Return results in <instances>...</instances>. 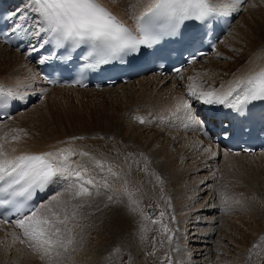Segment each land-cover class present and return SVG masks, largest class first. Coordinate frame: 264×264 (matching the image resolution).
Instances as JSON below:
<instances>
[{"label":"rangeland","instance_id":"1","mask_svg":"<svg viewBox=\"0 0 264 264\" xmlns=\"http://www.w3.org/2000/svg\"><path fill=\"white\" fill-rule=\"evenodd\" d=\"M239 17L240 19L235 21L233 31L231 32L227 41V46L229 45L232 51L231 49L226 48L224 43L221 42V45L219 44L218 47L217 55L211 56L206 60L203 59L196 66L190 67L189 69H192H188L189 72L187 71L186 74H183L177 79L178 83L170 80L166 81L165 84L157 90V93L144 92L143 95L138 94L137 92L135 93V91L138 89L137 85L140 84L139 81L133 82V84H131L129 87H117L109 90L107 89L106 91H103V94L101 92L81 93L75 92L73 90H66L55 93L47 91L48 93L44 97L45 93L41 92V95H39L36 100L30 104V106L32 104L34 106L28 107L29 109L26 108L19 114H16L13 119L10 120V122L8 121L7 124L3 126L4 129H6L8 126H11L12 128H15V133L28 136L30 139L27 141V144L36 143L38 135H47L45 140H50L51 136L53 137L59 131L71 130L72 126H74L75 131L80 132V134L77 133V136L75 137H84V139H72V141L75 143L81 142L79 145L80 148L76 147L77 149H75L81 152H88L89 157L76 156L74 157L75 159H73L76 161H85L89 158H92L102 163L103 170H100L98 166L89 165V172H92L96 168L97 170L99 169L100 174H94L97 177L103 172L108 173L107 175H109V177L113 180L112 182L117 185L118 190L123 195L124 201L129 205L127 213L133 220L131 225L132 227L129 229V231L122 230L124 233L118 234V236L121 238L119 239V242H116V244L114 243L109 247L110 253L107 256V259H105L104 264H140L143 260L145 264H169V261H171L172 264L170 245L173 238H175L176 232L178 233L179 231H182V229L178 231V227L173 226L175 225V219L179 212L173 206L174 198L170 196L169 190L165 187V178L162 171L160 172V169L156 168L154 165L152 167L153 161L151 159L153 158L150 157L151 153L149 149L152 147H160L162 149H166V154L170 152L173 153L172 159L174 161V165L175 167H178L179 171H181L185 168L188 169V167L191 166L190 164H192L195 159H199V161L201 160L200 162L206 161V148L204 147L205 151L202 150L203 147H201L202 149L199 148L200 150L195 149L197 152H194L191 158L178 152V148L183 145L181 142H185L188 139L186 136H184L186 131L181 126L183 120L179 119V126L182 129L180 130L178 126L172 125L169 119H164L162 117L168 116L170 114L168 110L175 109V106H172V104H177L180 97L178 94H176L178 95L177 101L174 99V101H171L172 104L164 103L161 105L156 104L154 99L158 94L166 95L168 93L167 89L170 86H173V88L177 91L185 89V85L190 83L189 81H191V79L198 76L200 77L199 83L204 85L203 91L216 92L218 89V84H213L214 86L216 85V88H210L209 82L206 81L207 79L204 71L209 69L210 66H212V64L215 62L218 64L222 63L223 61L228 64H233L237 58H239L241 55H245L246 49L244 36H248L249 39H253L254 36L258 37L260 35V30H264V22L262 21L263 18L252 10L250 12L245 11L241 13ZM246 28L249 30L247 29V31ZM253 28H256V30H253ZM0 49L2 48L0 47ZM7 51L12 52L9 49ZM225 53L232 57L228 60L225 59ZM0 66L3 68L6 67V64L0 61ZM236 71V66H231V68H227L223 71L221 70V74L223 76L222 78H229V76L234 74ZM148 89H150V87H148ZM102 111L107 113V117H109L108 122L102 121L100 115V113H103ZM135 117L144 118L145 123H140L137 119H135ZM79 118L86 119L89 124L95 126V130L88 131L85 129ZM118 122L120 126L116 130H110L106 125L107 123L108 125L114 127ZM106 126L107 129H105ZM1 127L2 126H0V128ZM125 130H128V133H124ZM181 138L183 139L182 141L180 140ZM91 141L97 142V145L92 146V144H88ZM14 142H16V140L13 141L10 139L7 141V144L10 145ZM142 142L144 143L139 145V143ZM189 142L190 140L188 139L186 143ZM11 149L13 148H6L8 151ZM159 159L162 161L164 160L161 157ZM215 163H217V160ZM234 163V167L236 168H234V170L237 173H235V171L233 172L237 177H239V179L235 181L236 189L233 188L234 190H231L230 188V190L233 192L236 190L237 195L235 198L226 200V198H229V196L225 197V195H223L221 190L217 187L219 181L217 179H221V172L224 171L220 165V162L217 164V169L215 171H211L209 167H207L208 173H204L206 170L205 167H203V172L200 171L201 173L197 172L192 175H190V173L189 175L183 176L179 179L180 182L178 188L181 192L183 191V194L179 195V198H189L183 207L185 208L183 210L186 211L184 212L185 218H189L188 216L192 213H188V211L191 210L192 204L196 208L207 205V209H210L213 206L215 209L214 211L206 210L205 213L208 214L207 216H205L201 209L200 211L197 210L195 212V216L200 215L197 220L202 219L204 224H196V226L194 225L191 227L193 230H191V234L189 235L185 233V239H187L193 234L199 233L200 230H208L212 228L211 231H213V233L207 234L205 236L208 237L211 235L209 244H206L208 239L201 236V238L198 240L199 242H197L196 245L200 250L201 247H205V250L203 251L204 256L201 254V257L203 256L204 258H199L197 261L201 260L206 264H231L236 260L235 257L237 256L236 253L238 252V250L234 248L236 245H229L230 243L226 237L230 236V238L238 243L241 235H238L236 230H234L237 224L235 219L238 218L239 220H237L243 224L246 222V220H248L245 218H249L248 216L251 213L247 212L248 216H246L247 213H244L241 209L238 210L235 206V203L237 206H239V204H237L238 202L235 200L237 198H241V202H243L246 200L244 197L254 198L255 189L251 178L264 175V160L262 158H238V160H235ZM231 171L232 169L227 172L231 173ZM214 174H216V180L213 181L212 175ZM117 175L120 177L118 181L115 179ZM99 177H102V180L106 178V176ZM94 179L97 181V185L95 187L90 186V191L98 194V186L100 181L96 178ZM111 179L107 180V182H109V187L107 189L101 187L104 182L100 185L101 191H105L106 193L113 192L112 186L110 184L112 183ZM191 181H196L197 183V186H195L192 190L188 187L190 186L189 184ZM198 191H202L203 194L196 196ZM65 192L67 193V190L61 192L59 196H57V201H69L68 210L69 212L75 211L77 213L76 217H78L79 222L78 227L80 226V229L82 228V232H84V240L89 239L92 241V238L94 237L93 229L95 226V221L99 220V218L103 219L102 222L105 220V217L107 216L106 212H109L108 209L111 207L109 206L111 205L109 202L110 200L106 198L103 208L97 210L96 212L94 206L99 204L94 205L91 203L89 204V202L85 203V201H89L86 199V197H82L78 200L67 198V194ZM191 193L194 197L193 200H191ZM99 197L100 196L98 194L95 198L98 199ZM55 203L56 201H52L50 199L47 204H44L45 209L53 206ZM75 204H83L84 206L80 208H73L72 205ZM141 205H143V214L138 208V206L141 207ZM147 208L155 210L154 215L149 218L154 219L158 224H161V221H163V224L165 223L167 229L169 230L167 233H165V228L161 229L158 228L157 224L154 225V220H150L152 223H154L150 224L144 218L145 216L147 219H149L146 214ZM45 209L39 213L44 214ZM161 213H164L163 217H161ZM185 213H188L189 215L186 217ZM237 213H239L240 216ZM103 214L105 215L104 217ZM223 214H225V216ZM240 217L242 219H240ZM211 218L212 220H215V222L210 223L212 225H208L211 221ZM100 222L97 223L96 227L100 224ZM260 223L261 226H264V215H262ZM245 226L246 227L242 229L243 231L241 229V231L239 230V233H241L245 238L247 237L248 241H251L253 238L252 236H254L253 234H255V228L251 227L252 224L248 223L245 224ZM226 227L231 228V232L228 231ZM8 231L12 232V229H9ZM242 232H244L245 235ZM12 233L15 232L13 231ZM249 233L250 236L248 235ZM169 236L171 237V240L168 239ZM263 236L264 234L261 237L262 240H264ZM132 237L134 240H132ZM13 243L16 242L13 241ZM259 244H263L262 241H260ZM19 245L20 246L16 245L15 248H12L11 251L15 252L14 250L17 249L19 250L18 253L21 254L23 252L32 250L30 247L27 249L26 245L20 242ZM116 249H119V251H116ZM209 249L211 251H209ZM72 253L73 252L70 251L69 255ZM260 254H264V251H262ZM73 256L75 259H78L79 262H82L83 258L87 259V254L84 252L73 253ZM243 256L245 257V255ZM16 257L19 261L20 256ZM244 257L241 256L240 260ZM249 259L250 261L253 260L252 258ZM11 264H19V262L12 260Z\"/></svg>","mask_w":264,"mask_h":264},{"label":"snow or ice","instance_id":"2","mask_svg":"<svg viewBox=\"0 0 264 264\" xmlns=\"http://www.w3.org/2000/svg\"><path fill=\"white\" fill-rule=\"evenodd\" d=\"M242 2L246 0H145L142 10L129 17L133 21V26L129 27L104 0H22L23 10L18 6L7 14L6 20L12 21L10 31L21 43L26 37H36L35 44L28 39L26 51L29 56L38 53L39 64L57 58L73 61L74 53L79 51L77 58L85 61L83 67L97 69L116 60L123 61L125 57L148 55L149 50L155 52L167 43L182 40L193 25L202 31L217 16L240 11L237 5ZM0 34L8 35L7 31H0ZM190 36L194 42V34ZM17 48L19 50V45ZM4 94L13 99L23 98L12 89L0 86V95ZM187 95L204 104L221 105L240 112L253 102H264V70L234 81V86L221 93H197L190 88ZM178 112H183L193 125L203 126L189 100L181 98L177 102L172 114ZM135 119L145 123L142 117ZM12 140L18 137L13 136ZM11 152L15 153L16 149ZM76 156L89 157V153L63 148L12 156L0 143V206L7 205L12 214L19 217L14 221L0 220V223L11 222L21 229V235L12 233L13 241L27 244L33 251L42 250V260L53 259V254L58 258L61 250L68 251L73 243L71 234L78 226L73 223L77 213L69 212V201L59 202L56 195L50 198L56 203L45 209L46 214H40L38 208H29L28 204L57 183L65 184L66 190H74L73 200L90 196L89 186L95 187L97 181L89 173V165L98 166L100 170L103 165L92 158L76 161L73 159ZM115 179L118 181L120 177L117 175ZM101 187L107 189V181ZM114 198L108 196L110 201ZM83 206L72 205L73 208ZM163 215L161 213V217ZM161 225L167 233L169 230L163 221Z\"/></svg>","mask_w":264,"mask_h":264},{"label":"bare ground","instance_id":"3","mask_svg":"<svg viewBox=\"0 0 264 264\" xmlns=\"http://www.w3.org/2000/svg\"><path fill=\"white\" fill-rule=\"evenodd\" d=\"M7 1L9 3H11V10L15 11L18 6L20 7L21 11L23 10L22 0H7ZM104 2H105L107 7H109L117 16H119L121 19H123L127 24L133 25V21L131 19H129V17L133 14H138V12L142 10V5L145 2V0H104ZM237 7H239L240 11L232 12V14L234 17H237L238 20L240 19L239 15L241 13H243L245 11L250 12L252 10L253 12L259 14L263 18L262 21L264 22V0H246V2L240 3L239 5H237ZM235 21L232 23V26H231L230 30L228 31L227 35L224 36L221 40V42L224 43V46L228 49H231V47L229 45L227 46V44H228L227 41H228V38H229L231 32L233 31ZM247 29L248 28H246V30ZM253 30H256V28L255 29L253 28ZM259 34L260 35L258 37L254 36L253 39H249L248 36H244L245 49H246L245 55H241L239 58H237L235 60V62L233 64H228V63L223 62V61H222V63H218V64L215 62L212 64V66H210L209 69L204 71V73L206 75V79H207L206 81L209 82L210 88H216L215 87L216 85L214 86L213 84L217 83L218 89L216 92L221 93V92L227 91L230 86H234V81H236L242 77H246L248 75L257 73L261 70H264V30L263 31L260 30ZM29 38L31 39L32 42H34L36 39L35 36H32V37L30 36ZM221 42L219 43L220 45H221ZM219 44L216 46L215 50L212 53H209L206 57H203L199 62L191 63L188 67H186L184 70H182L176 77L160 78L158 76H142V77L138 78V80L135 79L132 82H130L129 84L119 85L117 87L118 88L129 87V86H131V84H133V82L139 81L140 84L137 85L138 89L135 91V93L137 92L138 94H141V95H143L144 92H146V93H151V92L157 93V90L161 86H163L166 81L170 80V81L178 83L177 79L179 77H181L183 74H186V72L188 71V69L190 67L196 66L203 59L206 60V59L210 58L211 56L217 55ZM0 47L2 48V49H0V61L2 63L4 62V64H6V67L1 68V66H0V86H3L5 88V90L10 88L14 92L18 93L20 97H23L22 99H19V98L16 99L19 107H22L23 110H25V108H27L30 105L32 100L35 99V97L41 92L45 93L44 97L47 95L48 92L55 93L58 91H66V90H73L75 92H81V93H89V92L100 93L99 91H94L91 89L79 90L76 88H63V87L48 88V87L44 86L39 81V79L37 78L36 71H35L36 66L28 63V61L24 58V56L20 55L19 53L14 52V51H12L13 53L7 51L8 48H6L4 46L2 47L1 44H0ZM231 51H232V49H231ZM231 57L232 56H229L227 53L224 54V58L227 60L230 59ZM231 66L232 67L236 66L237 71L234 74L230 75L229 78L224 77L225 79H223L222 78L223 76L221 74V70L223 71L227 68H231ZM191 69H189V70H191ZM145 77H148V78H145ZM199 80H200L199 76L191 79V81H189L190 83L186 84L185 89H183L181 91H177L173 88V86H170L167 89L168 93L166 95L158 94L155 97L154 102L156 104H160V105L164 104V103L172 104L171 101H174V99H176V101H177V96L179 95L180 98L178 99V101L182 98L185 100H189V102L192 104L198 102V107L201 109H199L197 111L201 110L202 112H213L215 109V106H216L215 104H213V105L204 104L202 101L198 100L195 97L190 98V97L185 96L186 92H188L190 88L192 90L196 91L197 93L203 91L204 85L199 83ZM148 87H150V89H148ZM103 91H106V90H103ZM103 91H101L102 94H103ZM176 94H178V95H176ZM175 105L176 104H172V106H175ZM31 106H34V105L32 104ZM31 106H29V107H31ZM193 110L196 111V109H193ZM103 111H104V109H103ZM174 111H175V109L171 110V111L168 110V112L170 114L168 116H164L162 118L169 119L171 121V124L174 126H178L180 130H182V129L179 126V119H182L183 121L181 123V126L185 131L187 130L186 133L184 132L185 133L184 136H186V138H188L190 140L189 143H186V141L188 139L184 142V141H182L184 139V137L182 136L183 139L181 138L180 140L182 141L181 143L183 145L181 144L182 146H180L178 148V152H180L181 154L191 158V156L194 154V152H197L195 149H199V148L203 147V149L202 148L201 149L203 151H205V149H204V147H205L206 148L205 153H206V159L207 160L204 162H200L201 160L199 161V159L198 160L195 159V161L192 164H190L191 166L188 167V169L185 168V169L179 171L178 167H175V165H174V161L172 159L173 153L170 152V153L166 154L165 153L166 149L165 148L162 149L160 147H156V148L152 147L151 149H149V151L151 153L150 157L153 158V159H151V158L150 159L153 161L152 167L154 165V166H156V168L160 169V172L162 171L164 178H165V187L169 190L170 196H172L174 198L173 199V202H174L173 206L179 212L178 216H176V219H175V225H173V226H177L178 231L181 229H182V231H179L178 233L176 232L175 238H173L172 243L170 245L172 264H206L205 262H202L201 260L197 261V259H199V258L200 259L204 258L203 257L204 256L203 251L205 250V247H201V250H200L199 248H197L196 245H197V242H199L198 240L201 238V236H203V238H204L207 234L213 233V231H211L212 228H210L208 230L207 229L200 230L199 233L193 234L192 236L188 237L187 239H185V235L191 234V230H193V229H191V227H193L194 225L196 226V224H200V225L204 224L202 219L197 220V218L200 217V215L195 216V212L197 210L200 211V209H201L202 212H204L205 216H207L208 214L205 213L206 210H209V211L213 210L214 211L215 209H214L213 205H212L213 206L212 208L207 209V207H208L207 205H203L200 208H196L192 204L191 210L188 211V213L189 212H192V213L190 215L188 213H185L186 217H187V215H189L188 216L189 218H185L184 212H186V211L183 210V209H185L183 207H184V204L186 203L187 199H189V198L186 199L183 196L182 197L184 199L179 198L180 197L179 195L183 194L182 193L183 191L181 192L178 188L179 182H180L179 179L183 176L189 175L190 173H191L190 175H192V174H195V173L200 172V171L203 172V167H205V170H206V172H204V173H208L207 167H209V169L211 171H215L217 169V167H216L217 164H219V162H220V165L224 169V171L221 172L222 173L220 175L221 179H217V180H219L217 187H218V189L221 190V193L223 195H225V197L229 196V198H226V200L231 199V198H235L237 195L236 190L234 192L231 191V190L236 189L235 181L239 179V177H237L235 174L237 172L234 170L235 160H238V158H246V157H249V158L259 157V158H262L264 160V154H254V155L228 154L223 148H219L220 145L218 143H216L215 140H213L211 138V135H206V138H207V140L211 141L213 144L210 143L211 144L210 145L209 143L204 141L203 140L204 138L198 132V129L200 126L193 125L187 119L186 115L183 112H178L175 115H173L172 112H174ZM16 114H14L9 120L6 119V120H3L0 122V126H2L0 128V143H2L4 145L5 150L7 147H12V148L16 149L15 153L11 152V150L10 151L6 150L7 152H9L10 155L14 156V155H19L20 153H40V152H47V151H57V150L63 149V148H67V149H71V150H76L77 148H80L79 145L81 144V142L75 143L74 141H72V138L77 136V133L80 134V132L75 131L74 126L71 127V130L59 131L58 133L56 132L57 134L54 135L53 137L49 136L50 140H45V137L47 135L46 136L38 135L36 143L27 144V141L30 139L28 136L21 135L19 133H15V128H12L11 126H8L6 129H4V127H3L4 125L7 124L8 121L10 122V120H12ZM108 114H110V113H108ZM100 115H101L102 121H104V122L109 121V117H107L106 112H103L102 114L100 113ZM79 120H81L83 127L85 129H87L88 131L95 130L94 129L95 126L92 124H89V122L86 119L79 118ZM106 125L109 127L110 130H116L120 126L119 122L114 127L108 125L107 123H106ZM107 126L105 127V129H107ZM189 129H192L193 131H191V130L189 131ZM124 133H128V130H125ZM89 135H91V134H89ZM13 136L18 137V140H16V142H14L13 144L8 145L7 141L12 139ZM178 136H181V135H178ZM52 139H54V140H52ZM143 143L144 142L139 143V145H141ZM88 144H92V146H95V145H97V142L91 141ZM88 144H86V145H88ZM193 147H194V149H193ZM160 157L163 158L164 160L163 161L160 160L159 159ZM216 160H217V163H215ZM99 169L97 170V168H96L92 172L90 171L89 173L92 175L93 178H96L97 180L100 181V182L98 181L99 182L98 187H99V191H100V192L98 191V194L100 197L98 199H96L95 197L98 194H95L94 192L91 191V195L86 197V199L89 201H85V203L89 202V204L91 203L94 205L99 204V205L94 206V209L97 212V210L103 208V204L105 203L106 198H108L109 195H113L115 198L113 200L109 201L111 204L109 206H111V207H110V209H108L109 212H106L107 216L105 217V220L102 222L103 219L99 218V220L95 221V226L93 229L94 237L92 238V241H90L89 239L84 240V238H83L84 232H82V228L80 229V226L79 227L77 226L74 228V230L71 234V238L73 240V243L68 246L67 252H63V250H61L62 255L60 257L57 258L53 254V259L49 260V259L45 258L42 260L41 259V255L43 254L42 250H40V251L30 250V251L23 252L21 254L18 253L19 250H17V249L14 250L15 252L11 251V249L15 248L16 245L20 246L19 242L15 241L16 243H13V236H12L13 230H12V232H10V231H8L10 229L9 227L2 226L0 224V264H11L12 260L15 262H19V264H104L105 259H107V256L110 253L109 247L112 244H114V243L116 244V242H119V239H121V238L118 236V234L124 233L122 230H124V231L128 230L129 231V229L132 227L131 225L133 223V220L129 217L130 215L127 213L128 209H129V205L126 204V202L124 201L123 195L118 190L117 185L114 182H112L113 180L109 177V175H107L108 173L103 172V173H101V175H99V176H106V178H104L103 180H102V177L100 178L99 176L97 177L94 175L95 173L100 174ZM231 169H232L231 173L227 172ZM233 171H235V173ZM212 177H213V181L216 180V178H215L216 174L212 175ZM108 179L109 180L111 179V182H112V183H110L112 186V191H113L112 193H106L105 191L100 190V185L103 182L105 183V181H107ZM251 180L254 183L253 186L255 189V197L254 198L244 197L246 200H244L243 202H241L242 201L241 198H237L236 200L235 199L234 200L236 202H238L237 204H239V206H237L235 203V206L237 207L238 210L241 209V210H243L244 213H247V212L251 213V214H249V216H248V213H247V215L245 214L249 218H245L248 220H246V222H244V223L245 224H247V223L252 224L251 227L255 228V231H254L255 234H253L254 235V236H252L253 238L250 237V238H252L251 241L250 240L248 241L247 237L245 238L241 233H239L240 229L242 230L246 227L245 224L243 222H242L243 224H241L238 221L239 219L235 217L237 224H236V227L234 230H236V233H238V235L239 234L241 235L240 236L241 238L239 236H237L238 238H240V240L238 242V239H237L238 243H236V241L233 240L232 238H230V236L226 237L228 239V242L230 243L229 245H236L234 248H236L238 250V252L236 253L237 256L235 257L236 260L234 262H232L231 264H243V263H246V264H253V263L254 264H264V254H260L262 251H264V240H262V238H261L262 235L264 234V226L260 225L262 215H264V175L260 176V177L251 178ZM203 182H204V179H203ZM107 183H109V182H107ZM189 185H190V186H188L189 189L192 190L195 186H197V183H196V181L195 182L191 181V183ZM201 185H202V183H201ZM209 187H210V185H209ZM230 188H231V190H230ZM64 191H66V185L65 184H63V183L54 184L52 192H51V197L55 194L59 195L61 192H64ZM66 194H67V198H72L73 190H67ZM201 194H203L202 191L201 192L198 191L196 196L197 195L200 196ZM192 195L193 194L191 193V200L194 199V197ZM48 199H49V197H48ZM38 209L41 210V207H39ZM44 214H46V213L44 212ZM237 214L239 215V213H237ZM223 215L225 216V214H223ZM104 216L105 215L103 214V217ZM98 217H99V215H98ZM240 219H242V218L240 217ZM245 219H243V220H245ZM100 220H101V222H100ZM99 222H100V224L96 227L97 223H99ZM214 222H215V220H212V218H211V221L209 222L208 225H212L210 223H214ZM73 223L78 225V223H79L78 217H76V220ZM69 227H72V223L69 224ZM226 228L228 231L231 232V228H229V227H226ZM230 232H228V233H230ZM242 233L244 234V232H242ZM248 235L250 236V233ZM205 238L208 239V242L206 244H209L211 235H209L208 237H205ZM132 240H134L133 237H132ZM260 241H262L263 244H259ZM191 243H192V246H191ZM254 245H255V247H254ZM26 247H27V249H29V246L26 245ZM249 248H251V249H249ZM70 251L73 253L84 252L85 254H87V259L83 258L82 262H79V260L75 259V257L73 256V253L69 255ZM209 251H211V250L209 249ZM201 254L203 255L202 257H201ZM242 254L245 255V257ZM16 256H20L19 261H18ZM241 256L244 258H241V260H240ZM249 258H252L253 260L250 261ZM238 261H240V262H238ZM106 262H107V260H106ZM140 264H145L144 260Z\"/></svg>","mask_w":264,"mask_h":264}]
</instances>
